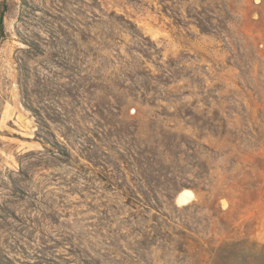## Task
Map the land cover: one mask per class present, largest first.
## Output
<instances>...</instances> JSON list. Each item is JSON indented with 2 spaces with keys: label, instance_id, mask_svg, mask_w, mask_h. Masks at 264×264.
<instances>
[{
  "label": "rangeland",
  "instance_id": "1",
  "mask_svg": "<svg viewBox=\"0 0 264 264\" xmlns=\"http://www.w3.org/2000/svg\"><path fill=\"white\" fill-rule=\"evenodd\" d=\"M0 18V264H264V0Z\"/></svg>",
  "mask_w": 264,
  "mask_h": 264
},
{
  "label": "trees",
  "instance_id": "2",
  "mask_svg": "<svg viewBox=\"0 0 264 264\" xmlns=\"http://www.w3.org/2000/svg\"><path fill=\"white\" fill-rule=\"evenodd\" d=\"M0 23H2L1 18ZM232 245L234 244L224 241L217 248H213L211 251L213 256L212 264H234L238 262V259L235 256V258L233 257ZM242 263L246 264L247 262L243 259Z\"/></svg>",
  "mask_w": 264,
  "mask_h": 264
},
{
  "label": "bare ground",
  "instance_id": "3",
  "mask_svg": "<svg viewBox=\"0 0 264 264\" xmlns=\"http://www.w3.org/2000/svg\"><path fill=\"white\" fill-rule=\"evenodd\" d=\"M194 199V193L190 189L182 190L177 196V203L179 206H185Z\"/></svg>",
  "mask_w": 264,
  "mask_h": 264
},
{
  "label": "crops",
  "instance_id": "4",
  "mask_svg": "<svg viewBox=\"0 0 264 264\" xmlns=\"http://www.w3.org/2000/svg\"><path fill=\"white\" fill-rule=\"evenodd\" d=\"M4 1H5V0H0V17H1L2 11H3ZM193 193H194V192H193ZM194 197H195V194H194Z\"/></svg>",
  "mask_w": 264,
  "mask_h": 264
}]
</instances>
